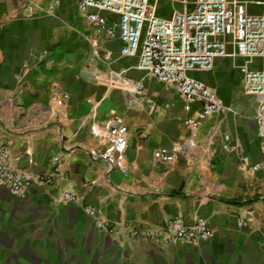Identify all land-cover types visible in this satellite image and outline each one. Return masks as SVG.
Masks as SVG:
<instances>
[{
    "label": "crops",
    "instance_id": "0c3cea01",
    "mask_svg": "<svg viewBox=\"0 0 264 264\" xmlns=\"http://www.w3.org/2000/svg\"><path fill=\"white\" fill-rule=\"evenodd\" d=\"M150 1L163 18L194 9V0ZM239 1L250 15L264 13V0ZM226 41L211 71L189 72L224 106L192 129L187 120L203 104L185 102L140 70L138 56H123L118 33L95 29L77 0H0V148L30 177L53 178L33 184L24 198L0 188V264H264V169L251 170L264 167V125L242 74L243 66L260 70L263 59L243 58L233 38ZM111 71L142 80L144 89L111 87ZM115 115L129 128L125 170L89 154L101 145L91 125ZM162 148L173 162L154 157ZM64 192L79 200L63 201ZM86 206L117 232L98 230ZM177 217L206 219L213 237L164 245L131 240L123 228L163 231Z\"/></svg>",
    "mask_w": 264,
    "mask_h": 264
},
{
    "label": "built area",
    "instance_id": "2783aa9c",
    "mask_svg": "<svg viewBox=\"0 0 264 264\" xmlns=\"http://www.w3.org/2000/svg\"><path fill=\"white\" fill-rule=\"evenodd\" d=\"M175 1V0H169ZM78 10L88 22L107 37L118 33L123 42V56H138V68L152 78L174 88L187 103L199 101L203 104L197 117L189 118L187 124L197 129L210 115L224 110L216 92L202 81L189 76L191 71H211L218 58L227 52V38H233L237 54L243 58L263 59L260 70L242 67L244 87L248 94L255 95L258 102V121L264 125V13L250 15L239 0H194L191 12L175 13L171 18L156 14L150 0H77ZM112 13L118 20H110L104 14ZM111 87L122 86L128 92H142L144 82L127 78L125 71H111ZM67 95L55 98L63 105ZM93 138L101 142L99 148L90 150L95 161L108 164L113 169L125 170L129 146V128L119 115L90 128ZM145 136V134H141ZM225 148H231L229 136H225ZM154 157L163 162H173L175 156L162 148ZM55 165V163H53ZM262 164L251 170L259 172ZM57 171L59 167H56ZM42 186L53 183L51 176L34 179L15 166L9 151L0 148V188L24 198L33 184ZM62 200L77 202L79 198L64 192ZM85 211L96 220L98 230L107 234L117 232V225L105 218L96 208L86 206ZM243 227L245 221L240 219ZM131 240L160 241L164 245H196L210 240L214 232L206 219L186 224L181 218H172L165 230L143 229L138 226H123Z\"/></svg>",
    "mask_w": 264,
    "mask_h": 264
}]
</instances>
